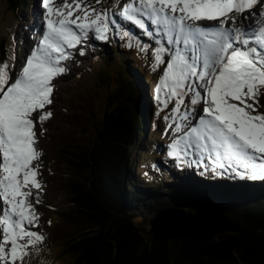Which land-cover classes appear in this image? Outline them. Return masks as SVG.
<instances>
[{
	"label": "snow or ice",
	"instance_id": "obj_1",
	"mask_svg": "<svg viewBox=\"0 0 264 264\" xmlns=\"http://www.w3.org/2000/svg\"><path fill=\"white\" fill-rule=\"evenodd\" d=\"M40 7L38 43L19 68L0 62V264H24L46 240L34 229L45 188L41 137L57 81L93 38L119 35L133 46L117 16L155 37L151 47H136L161 70L153 98L173 166L264 181V0H116L99 9L90 0H40Z\"/></svg>",
	"mask_w": 264,
	"mask_h": 264
},
{
	"label": "trees",
	"instance_id": "obj_2",
	"mask_svg": "<svg viewBox=\"0 0 264 264\" xmlns=\"http://www.w3.org/2000/svg\"><path fill=\"white\" fill-rule=\"evenodd\" d=\"M8 1L22 21L30 0ZM119 48L126 50L125 40L97 49L104 60L118 61L120 69L108 97L112 109L96 124L91 144L74 153L72 162L82 179L69 192L70 201L87 218L90 230L71 239L64 252L76 264H264V181L227 179L228 175L203 173L195 165L169 167L158 156L139 173L138 145L149 114L144 85L149 80L144 82V74L137 70L139 58L125 56L122 62L114 56ZM157 170L158 178L152 177ZM147 172L151 179L143 177ZM198 206L220 211L239 225V232L203 241L159 243L139 229L157 210L193 211Z\"/></svg>",
	"mask_w": 264,
	"mask_h": 264
},
{
	"label": "rangeland",
	"instance_id": "obj_3",
	"mask_svg": "<svg viewBox=\"0 0 264 264\" xmlns=\"http://www.w3.org/2000/svg\"><path fill=\"white\" fill-rule=\"evenodd\" d=\"M90 2L99 9L101 7L110 8L112 4L116 3V0H102L101 4H96L95 0H90ZM122 2L123 0H121ZM24 10L27 15L24 24L27 34V24L31 17L32 19L38 18L42 24L40 13L43 9L40 7V0H30L26 2ZM112 10L115 11L116 9ZM17 18L18 13L12 8L9 1L0 0V44H3V49L0 47V62L7 61L19 68L20 61L28 54L26 50L31 45L34 47L38 43L40 34L39 31L33 30L30 40L26 35L30 44H17L15 48L13 40L18 25L16 23ZM116 18L121 27H126L128 32L132 34L130 42L133 46L131 48L127 46L129 40L126 38V50L119 48L118 54H114V56H118L119 61L122 58V62L126 60L123 58L125 56L133 58V60L139 58L137 70L144 74V82L146 79L149 80V83L144 85L147 93L146 107L149 114L144 138L139 140L138 145L140 152L136 163L142 166L139 173L146 172L145 169L148 168L144 165L148 163L150 166L156 156L162 158L161 161L167 163L169 167H173L171 158L167 157L166 154L171 136L164 134L166 122L162 118L163 114L158 117L153 114V112H157L153 91L161 70L153 71L149 56H146L144 52H141L140 55V50L136 47L137 43L141 46L147 44L151 47L155 41L151 40L149 44V41H141L138 35L145 34L143 31L141 33L137 26L120 19L119 16ZM123 30L125 29L123 28ZM120 40L119 35H113L110 42L91 39L86 48L87 55L84 57L77 55L75 61H70L71 72L64 75L60 80V88L55 92V102L50 106L54 115L50 121L45 122V127L48 130L41 137L42 143L40 145L44 151V156L40 169L42 175L39 179L45 188L40 193L42 203L36 205L40 213V227L34 230L44 234L46 240L40 246L39 251L32 250L31 255L25 257L24 264H76L75 258L65 253L64 249L71 239L90 230V225L87 218L70 201L69 192L75 187L76 182L82 179L81 170L72 160L74 161L76 157L74 153L91 144L96 131V124L102 120L105 111L109 113L113 107V104H109L108 97L115 87V77L120 69V64H117L118 61L111 63L104 60L103 53L98 52L97 49H102L104 44L107 45V43L114 41L120 44ZM152 74L153 79L156 80L148 78ZM202 172L204 173V171ZM151 174V172H147V175L143 177L147 179L158 178L159 170L152 177ZM228 179H239V177L229 176ZM33 191L35 192V189ZM49 220L52 221L51 225L48 224Z\"/></svg>",
	"mask_w": 264,
	"mask_h": 264
},
{
	"label": "water",
	"instance_id": "obj_4",
	"mask_svg": "<svg viewBox=\"0 0 264 264\" xmlns=\"http://www.w3.org/2000/svg\"><path fill=\"white\" fill-rule=\"evenodd\" d=\"M143 223L139 227L141 233L159 243L210 240L220 234H236L240 230L238 224L228 221L220 211L203 206L193 211L174 207L160 209Z\"/></svg>",
	"mask_w": 264,
	"mask_h": 264
},
{
	"label": "bare ground",
	"instance_id": "obj_5",
	"mask_svg": "<svg viewBox=\"0 0 264 264\" xmlns=\"http://www.w3.org/2000/svg\"><path fill=\"white\" fill-rule=\"evenodd\" d=\"M33 25H35V26H33ZM40 25H41V21L38 18L32 19V17H31V20H29V22H28V28H27V34H26L28 36L29 40L31 39L33 30H35V32L39 31V34H40ZM33 27H35V28H33ZM27 36L25 37V45L30 44V43H28ZM32 47H33V45H31L30 48H32ZM30 48L27 49V50L25 49L27 53H29ZM61 78H59V80L57 81V89L60 88V80H61Z\"/></svg>",
	"mask_w": 264,
	"mask_h": 264
}]
</instances>
